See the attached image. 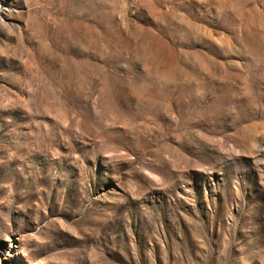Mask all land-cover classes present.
<instances>
[{"label":"rangeland","instance_id":"obj_1","mask_svg":"<svg viewBox=\"0 0 264 264\" xmlns=\"http://www.w3.org/2000/svg\"><path fill=\"white\" fill-rule=\"evenodd\" d=\"M0 264H264V0H0Z\"/></svg>","mask_w":264,"mask_h":264}]
</instances>
